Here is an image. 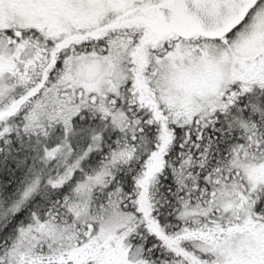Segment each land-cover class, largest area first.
I'll return each mask as SVG.
<instances>
[{
    "label": "snow or ice",
    "instance_id": "6c2138e0",
    "mask_svg": "<svg viewBox=\"0 0 264 264\" xmlns=\"http://www.w3.org/2000/svg\"><path fill=\"white\" fill-rule=\"evenodd\" d=\"M0 264H264V0H0Z\"/></svg>",
    "mask_w": 264,
    "mask_h": 264
}]
</instances>
